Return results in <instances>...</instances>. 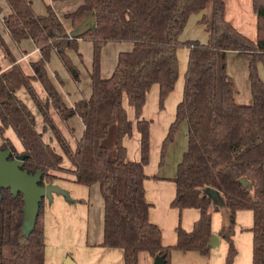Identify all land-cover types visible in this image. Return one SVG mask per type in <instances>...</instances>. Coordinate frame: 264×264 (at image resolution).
<instances>
[{
    "label": "trees",
    "instance_id": "obj_1",
    "mask_svg": "<svg viewBox=\"0 0 264 264\" xmlns=\"http://www.w3.org/2000/svg\"><path fill=\"white\" fill-rule=\"evenodd\" d=\"M79 1V7L65 17L71 31L91 14L95 27L70 38L71 31L50 7L38 16L28 0H5L10 13L2 18L4 32L17 46L30 41L39 56L30 63L32 76L26 75L0 32V49L11 64L0 72V150H10L11 158L25 155L22 170L30 175L41 172L42 186L58 179L55 173L66 171L79 185H97L103 200L102 241L98 246L121 251L122 264H139L141 253L152 259L164 256L166 264H170L172 251L208 256L212 215L219 209L211 206L203 194L205 189L217 191L225 203L227 219L218 233L227 243L224 264H234L237 256L233 237L238 211L252 213L251 264H264V83L257 70L258 65L264 66V0H251L255 39L226 21L223 0ZM204 11L199 23L208 35L207 42H183L181 35L189 18ZM79 41L92 45L90 94L70 105L47 65L55 55L70 80L79 84L81 73L70 57V53L80 57ZM110 42H129L132 49L118 54L113 74L103 79L101 50ZM180 48L189 50L182 100L162 143L159 165L179 127L185 124L187 148L177 166L170 207L178 211L196 209L200 217L190 232L178 226L176 245L164 247L159 228L149 220L150 205L145 198L150 122L141 116L153 86L158 87L160 109L174 90ZM229 52L248 64L250 105H238L234 100V83L227 74ZM33 82L42 86L45 100L39 98ZM20 90L26 92L41 116L42 132L36 130L32 111L16 97ZM124 100L134 109L140 135L138 162L126 161L123 139L132 135L133 125ZM52 112L62 123L80 120L82 132L73 149L56 126ZM9 129L22 146L20 154L4 138ZM46 132L52 133L62 155L44 143ZM63 157L72 170L62 168ZM0 196V264H44V201L27 236L22 231V195L14 197L9 190H1Z\"/></svg>",
    "mask_w": 264,
    "mask_h": 264
},
{
    "label": "rangeland",
    "instance_id": "obj_2",
    "mask_svg": "<svg viewBox=\"0 0 264 264\" xmlns=\"http://www.w3.org/2000/svg\"><path fill=\"white\" fill-rule=\"evenodd\" d=\"M225 4V19L231 24L230 15L233 14L234 19L237 17L242 23L244 22L245 29L247 30L246 37L250 39L255 38V31L252 28V18L254 23V14L252 12L251 6L248 0H223ZM0 7L3 10H0V30H3L2 26V17L10 13V10L4 0H0ZM6 8V9H5ZM37 11V10H36ZM205 14V11L199 15H194L190 19V23L187 26L183 39H191L197 37L198 41H202L203 33L199 35L200 29H195L194 22ZM235 21V20H234ZM254 32V34H252ZM251 33V34H250ZM195 40V41H197ZM132 49V44L129 42H110L108 43L101 52V77L103 79H108L111 77L115 65L116 57L119 53L129 52ZM184 49H179L177 51V57L179 61V70L183 66V57H185ZM79 54L80 57L74 53L70 54L71 59L77 65L81 73V79L78 86L73 84L72 81L68 80L65 84L66 92L71 93V99L66 98V102L70 103L71 101H76L77 95L74 92H77V87L81 97H88L90 94V80L88 72L91 66L92 61V45L87 41H79ZM4 55V54H3ZM5 57V56H4ZM80 58V59H79ZM228 61V59H227ZM244 61V60H243ZM51 63V62H50ZM230 63V61H228ZM59 66V65H58ZM54 66L51 63L49 65L48 71L50 72ZM61 70V65L59 66ZM63 70V69H62ZM61 70V71H62ZM62 75L64 78H69L66 72L63 70ZM261 74L264 81V69L258 71ZM179 77V75H178ZM61 76V80L64 79ZM178 81V79H177ZM181 82V81H179ZM178 82V83H179ZM177 83V82H176ZM183 84V79H182ZM177 84V88H178ZM157 86H153L151 91L148 92L147 96V106L145 112L147 116H150L149 121H154V127L156 129H151L152 140L150 142L151 146L155 145V131L158 132L159 124L162 125L163 122H160V115L158 111V98L153 92L156 90ZM34 89L38 94L41 100H44V91L42 90L40 84L34 83ZM64 90V89H63ZM64 90V92H65ZM176 92H179L176 89ZM61 93L62 90H60ZM174 93V94H175ZM153 94V95H152ZM76 95V96H74ZM153 96V97H152ZM16 97L21 100L31 111L34 113L36 119V130L42 132L41 118L33 105L32 101L26 94L24 90H20L16 93ZM73 97V98H72ZM80 99V98H77ZM126 100H124V105ZM127 105V104H126ZM125 105V109H126ZM172 114L171 107L167 109V112ZM171 110V111H170ZM53 113V112H52ZM55 114V113H54ZM156 114L158 116H156ZM170 114V115H171ZM131 116V114H129ZM171 117V116H170ZM131 120V117L129 118ZM133 119V118H132ZM163 119V117H162ZM58 121L59 129L64 134L68 144L74 148L76 140L80 137L82 132V125L79 119L75 118L68 123H62L59 119ZM67 136V137H66ZM175 140L173 146L171 147L172 155L179 150L182 152L186 145L185 139V129L184 127H179L178 131L175 134ZM4 138L12 143L16 148L18 154L22 153L23 149L21 144L12 130H7L4 134ZM151 138V137H150ZM43 141L45 144L52 147L57 153L62 154L61 150L52 136L51 132H46L43 135ZM3 145V142L0 139V146ZM151 148V147H150ZM160 148V147H159ZM168 149V148H167ZM161 151V148H160ZM166 153V152H165ZM160 154V153H159ZM160 159V157H159ZM165 161V158H164ZM62 168L65 170H72L68 160L64 157L62 162ZM58 177L54 181L55 186L59 187L62 191L66 193L63 194H52V199L49 201L44 200L45 210L47 211V228L46 236H44L45 241V263L44 264H122L120 259L121 251L106 249L99 247L98 245L102 241V222H103V200L99 192L97 185L92 187H85L75 183V178L73 174L68 173H55ZM227 212L223 210H218V212L213 213L211 229L215 233H219L221 226L226 222ZM252 226V213L250 211H238L236 213L235 227H234V237L233 244L241 259H238V264H244L243 262V253L246 249V241L251 237V232L249 229ZM235 240V241H234ZM251 240V238H250ZM238 245H236V244ZM239 247V251L237 250ZM227 251V243L225 240H221L220 245L211 251V254L208 258L201 257L199 262L194 263L189 257L185 260L176 261V264H223V260H219V256H223ZM210 253V252H209ZM196 254V253H193ZM139 264H150V257L146 253H141L139 255ZM189 256V255H188ZM196 256V255H195ZM199 258V257H197ZM237 258V256H236ZM235 258V260H236ZM72 260V261H71ZM234 260V264L236 263ZM72 263H71V262ZM153 264V262H152Z\"/></svg>",
    "mask_w": 264,
    "mask_h": 264
},
{
    "label": "crops",
    "instance_id": "obj_3",
    "mask_svg": "<svg viewBox=\"0 0 264 264\" xmlns=\"http://www.w3.org/2000/svg\"><path fill=\"white\" fill-rule=\"evenodd\" d=\"M28 1H30L31 5H32L34 13L38 16L44 15L46 12V7H50L54 11V13L58 16V18L60 20H62V22H63L64 26L67 28L68 32L71 31V29H70L71 23L68 20H66L65 17L67 15L73 13L81 4V1H79V0H71V1L28 0ZM248 2H249L251 9H252L251 0H248ZM0 10H2L1 7H0ZM2 12H3V10H2ZM252 12H253V9H252ZM199 14H196V15H199ZM253 14H254V12H253ZM193 16L194 15H192L189 18L188 23H187V25H186V27H185L182 35H181V40L183 42L197 40V37H194L191 39H183V35L185 33V30L190 23L189 22L190 19ZM202 16H203V14H202ZM202 16H200V18L194 22V27H195V29H200L198 32V33H200L199 34L200 36L203 33L202 41H198V40L197 41L202 43V44H205L208 40V35L204 30V26L200 25V23H199L200 20L202 19ZM3 17H5V16H3ZM254 17H255L254 23H253V18H252L251 26H252V28H254L255 37H256V16H255V14H254ZM230 20H231L230 22H231L232 26L238 32H240L241 34L246 36L245 35L246 33H244V32H247V30L245 29V26H244L245 23L244 22L242 23L237 17L234 19L233 14L230 15ZM0 32L2 33V36L5 40L8 48L10 49L13 57L15 58L16 63L21 67L22 71L26 75L32 76L33 73H32L31 67H30V63L38 58V56H39L38 50L33 46V44L30 41L23 42L22 44L17 46L10 40V38L4 32V30H0ZM252 34H254V32ZM180 49H184L185 50L184 53H186L185 57H183V59H184L183 60V66H182V69L179 70V74H178L179 77H178L177 83L175 84L174 90L166 98L163 108L160 109L159 105H158V111H159L158 115L161 114L159 119H160V122H163V123H162V125L159 124V126L157 128L158 132L155 131V137H154L155 138V145L154 146L150 145L151 148H150V152H149V162H148V165L144 168V173L147 176V179L144 181L145 198H146V202L150 205L149 220L152 224L156 225L159 228L161 235H162V245L164 247H173L176 245V240H177L176 228L178 226L181 227L184 231L190 232L193 229L194 224L197 222V220L200 217V212L196 209H185L182 211H178L177 209H173L170 207V204L175 197V184H174L173 180L176 177L177 166L180 163V161L182 159V155L187 148L186 125L185 124H182L180 126V128L184 127V129H185V139H186L185 148L183 149L182 152L179 150L178 152H175L174 155H172V152H171L172 148L171 147L173 146V143H174V141H173L167 147L168 149H166V153L164 156L165 161L163 159L162 165L161 166L159 165V163H160V159H159L160 154L159 153L161 152L160 148L162 147V143L168 134V130H169L170 125L174 121L176 106L182 100L184 73H185L186 66H187L189 50L187 48H180ZM101 52H102V50H101ZM227 59H228V61H230V63H228V61H227V74L231 78V80L233 81L234 87H235L234 100L238 105H242V106L250 105L252 103V96H251L249 80H248V76H249L248 64H247V62L240 59L235 52H229L227 54ZM50 62L54 66L53 69H51V67H50V72H51L50 74H51L52 78H54L57 88L59 90H62V92H64V90L66 89L65 84L67 82H69L68 80H70V78H64V76H63L64 74L62 75V73H63L62 71L64 69L61 66V70L62 69L63 70L62 71L60 70L59 66L61 64L55 55H52ZM116 62H117V57H116ZM51 63H49L47 65V68H49V65L51 66ZM178 64H179V61H178ZM10 66H11L10 62L4 57L3 52L0 49V72L8 69ZM259 68L263 70L264 66L258 65V68H257L258 71H259ZM258 75H259L260 79L263 81L261 74L258 73ZM61 76L64 78L63 81L61 80ZM182 79H183V84H182ZM179 81H181V82H179ZM34 83H37V82L32 83L33 88H34ZM263 83H264V81H263ZM177 84L179 85L178 88H177ZM78 85L79 84H77L76 86H78ZM41 88H42V86H41ZM176 89H178L179 92L175 93V91H177ZM42 90H43V88H42ZM66 90L64 93H62L63 96L65 97V100H66V98L71 99V93L66 92ZM74 94L77 95V97L75 98L76 101L84 98L83 96L81 97V95L79 94L78 87H77V92H74ZM153 94L156 95L158 98V87L153 92ZM76 95H74V96H76ZM44 96H45V92H44ZM147 96H148V94H147ZM147 96H146V102H145V105L143 107L141 117L145 121L150 122L149 142H151V140H152L151 129H153V128L156 129L155 128L156 126L154 127V121H149L151 117L147 116L146 112H145V108L147 106ZM45 97H44V100H45ZM77 98H80V99H77ZM76 101L73 100L68 104L72 105ZM125 103L127 104V101ZM123 105H124V102H123ZM125 105H124V108H125ZM170 107L172 109V111L170 110L172 112V114L169 113V110L167 112V109ZM125 111H126L128 120L133 125L132 135L130 137H125L123 139V146L126 149V161L138 162V161H140V135L136 129V119H135L134 109L127 104ZM129 114H131V116H129ZM158 115L156 114V116H158ZM130 117H131V120L129 119ZM162 117H163V119H162ZM40 118H41V116H40ZM52 118H53L56 126L59 128L58 121H56V118L58 119L56 114L52 113ZM35 121H36V119H35ZM41 122H42V118H41ZM42 128H43V125H42ZM59 130L61 131V129H59ZM41 131H42V129H41ZM62 135L64 136L63 133H62ZM174 140H175V137H174ZM63 159H64V157H63ZM51 185L55 186L54 182ZM47 223H48L47 211L45 210V204H44V224H45L44 236H46ZM211 233H212V235H215L218 237V240H219L218 246H219L222 238L220 236H218L217 233L212 231V229H211ZM250 238H251V240H250ZM250 238L248 239V243L246 241V245H244V248L246 246V249L244 250V253H243L244 264H251L252 235ZM234 239H235V237H234ZM217 247H215L214 249H216ZM214 249H210V253L206 257H203L197 253L193 254L194 252L184 254V253H181L179 251H172L170 253V256H169V263L170 264H176L175 263L176 261L185 260L187 257H189L188 259H190L194 263H196V262L200 263L201 260H199V259L201 257L209 259L211 251H214ZM237 250L238 251L240 250L239 247ZM197 257H199V258H197ZM224 257H225V253L223 254V256H221V255L219 256V260H220V262H221V260H223V264H224ZM120 259L122 260V253L120 255ZM150 259H151L150 264H152L153 259L152 258H150ZM238 259H241V258H240V255L238 257V253H237V258L235 260V262H236L235 264H238V261H239Z\"/></svg>",
    "mask_w": 264,
    "mask_h": 264
},
{
    "label": "water",
    "instance_id": "obj_4",
    "mask_svg": "<svg viewBox=\"0 0 264 264\" xmlns=\"http://www.w3.org/2000/svg\"><path fill=\"white\" fill-rule=\"evenodd\" d=\"M94 27L95 17L91 14L76 29L69 33V37L78 38L87 32L93 31ZM25 159V155H17L11 158L10 150H0V193L1 190H9L10 194L14 197L17 193L22 195V212L24 215L22 231L28 236L34 227L40 204L45 199L50 201L54 193L63 195H66V193L51 184L40 185L41 172L30 175L22 170ZM203 194L211 200L212 207L226 211L224 200L217 191L205 189L203 190ZM218 241V237L212 235L208 242V247L214 249L218 246ZM153 264H166V260L164 256H156L153 259Z\"/></svg>",
    "mask_w": 264,
    "mask_h": 264
}]
</instances>
